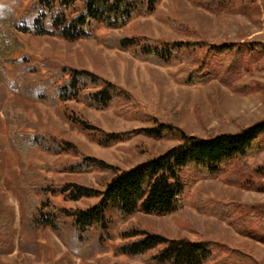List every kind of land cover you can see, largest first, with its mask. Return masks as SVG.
<instances>
[{
    "label": "rangeland",
    "instance_id": "obj_1",
    "mask_svg": "<svg viewBox=\"0 0 264 264\" xmlns=\"http://www.w3.org/2000/svg\"><path fill=\"white\" fill-rule=\"evenodd\" d=\"M242 1L246 5L243 13H215L187 0H162L154 14L134 19L125 29L112 30L99 24L91 38L70 42L50 28L56 9L44 10L36 0H0V10L8 11L17 25L15 36H2L6 41L0 43V217L5 215L9 221L6 230L0 227V264H148L116 252L119 246L132 241L121 234L133 230L170 240L217 243L264 264V244L200 210L204 203L264 204V192L221 179L192 183V202L171 215L122 216L108 211L110 230L102 235L101 243L97 242L100 232L96 230L83 243L74 244L67 240L66 231L59 234L49 226L29 224L36 212H41V220L53 213L69 228V216L99 203L98 198L72 201L69 197L72 186L103 191L114 177V173L100 170L70 172L68 168L83 158L102 160L120 172L177 146L178 139L157 140L142 133L154 126V120L176 125L187 135L203 139L237 134L264 121V48L256 47L259 58L254 69L237 83L245 87L241 92L217 80L186 83L190 72L187 65L162 67L117 47L118 38L125 37L157 44L204 41L211 46H264V0ZM81 10L78 2L65 11V17ZM173 23L186 31L176 30ZM65 66L90 71L131 98L108 110H98L81 101L51 105L23 94L19 82L52 83ZM12 118L16 120L15 131L10 127ZM17 131L37 134L54 148L68 143L72 149L35 155L23 167L13 144L12 133ZM130 132L135 135L127 141L106 145L109 136ZM258 168H264V137L258 150L237 163L234 173H251Z\"/></svg>",
    "mask_w": 264,
    "mask_h": 264
},
{
    "label": "trees",
    "instance_id": "obj_2",
    "mask_svg": "<svg viewBox=\"0 0 264 264\" xmlns=\"http://www.w3.org/2000/svg\"><path fill=\"white\" fill-rule=\"evenodd\" d=\"M161 1L36 0V4L47 11L53 12L56 9V16L50 20V28L63 39L76 42L91 38L92 30L99 24L112 30L125 29L134 19L154 14ZM187 1L215 13L222 11L243 13L246 9L242 0ZM78 2L82 4V10L70 18L65 17V11L70 10ZM14 21L8 11L0 10V43L6 41L2 36H15L17 25ZM173 27L186 31L176 23H173ZM43 31L40 30V33H49L47 30ZM117 47L129 51L135 58L162 67L174 64L187 65L190 72L186 83L205 84L217 80L241 92L245 87L237 86V83L254 69L259 58L256 47L264 48L261 44L253 45L251 48L238 43L211 46L204 41L173 44L142 43L126 37L118 38ZM19 84L25 96L51 105L81 101L88 107L108 110L116 103L126 102L131 98L115 84L90 71L72 66L60 68L58 77L54 78L52 83L44 80L37 83L24 80ZM15 122L13 118L10 120L12 131H15ZM142 133L157 140L178 139L179 144L152 160L120 172L102 160L83 158L72 164L68 168L69 171L75 173L108 171L114 173V177L103 191L72 186L74 190L69 197L72 201L98 198L99 203L69 216L71 218L69 228L53 213L47 214V220H41V212L38 214L36 212L29 224L34 227L46 225L59 234L66 231L67 240L74 244L83 243L96 230L100 232L97 242L101 243L102 235L108 234L110 230L108 211H116L122 216L137 213L156 216L174 214L192 202L191 184L197 180L221 179L234 186L264 192V168H258L251 173L245 171L234 173V167L239 161L258 150L259 141L264 137V121L237 134H221L205 139L187 135L176 125L158 124L155 120L154 126L142 130ZM133 135L134 132L109 136L106 138V145L127 141ZM12 136L23 167L35 155L50 150L61 154L72 149L68 143L57 144L54 148L37 134L17 131L16 134L13 132ZM36 209L38 211L39 206ZM200 210L227 221L239 234L264 244V204L204 203ZM1 218L0 227L6 230L9 221L5 220V215ZM121 237L132 241L119 246L116 252L130 258H141L148 264H259L250 255L217 243H192L186 239L170 240L158 234L138 230L123 232ZM69 247L73 245L69 244ZM77 252L84 254L79 249Z\"/></svg>",
    "mask_w": 264,
    "mask_h": 264
}]
</instances>
